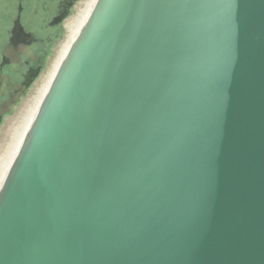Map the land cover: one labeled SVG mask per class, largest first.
<instances>
[{
	"label": "water",
	"instance_id": "1",
	"mask_svg": "<svg viewBox=\"0 0 264 264\" xmlns=\"http://www.w3.org/2000/svg\"><path fill=\"white\" fill-rule=\"evenodd\" d=\"M0 264H264V0H92L0 177Z\"/></svg>",
	"mask_w": 264,
	"mask_h": 264
},
{
	"label": "flooded vegetation",
	"instance_id": "2",
	"mask_svg": "<svg viewBox=\"0 0 264 264\" xmlns=\"http://www.w3.org/2000/svg\"><path fill=\"white\" fill-rule=\"evenodd\" d=\"M11 1L0 13V130L47 69L66 21L81 0Z\"/></svg>",
	"mask_w": 264,
	"mask_h": 264
},
{
	"label": "rangeland",
	"instance_id": "3",
	"mask_svg": "<svg viewBox=\"0 0 264 264\" xmlns=\"http://www.w3.org/2000/svg\"><path fill=\"white\" fill-rule=\"evenodd\" d=\"M88 1L89 0H81L76 4L75 8L72 11L71 16L66 21V27L63 30V35L58 45L54 48L53 55L50 58V62L48 64L47 69L44 71L43 75L38 80L36 85L20 100V102L17 105H15L11 109V113L6 117V120L0 130V154L3 152L8 141H10L15 126H17L20 120L22 119L24 112L28 110L30 105L33 106L35 104L36 98L38 97V94L43 84L45 83L46 78L49 76V74L53 70L56 61L58 60L63 45L68 40V36H69L68 25L72 21H76L77 19H79L81 12L82 10L85 9ZM9 3L12 4V1L10 0V2H8V0H0V13L2 12V9L5 6L10 5ZM3 23L4 21H2L0 18V29Z\"/></svg>",
	"mask_w": 264,
	"mask_h": 264
},
{
	"label": "bare ground",
	"instance_id": "4",
	"mask_svg": "<svg viewBox=\"0 0 264 264\" xmlns=\"http://www.w3.org/2000/svg\"><path fill=\"white\" fill-rule=\"evenodd\" d=\"M92 0H89L85 9L82 10L81 15L79 17V19H77L76 21H72L69 25V36H68V40L66 41V43L63 45L58 60L56 61L53 70L51 71V73L49 74V76L46 78L45 83L43 84L38 97L36 98V102L33 106L30 105V107L28 108V110H26L23 114L22 119L20 120V122L18 123L17 126H15L13 135L11 136L10 141H8V143L6 144L3 152L0 154V177L3 173V171L5 170L11 156L13 155L18 143L20 142L25 130L27 129L33 115L35 114L40 102L42 101L47 89L49 88L55 74L57 73L62 61L64 60L69 48L71 47V44L79 30V27L87 13V10L91 4Z\"/></svg>",
	"mask_w": 264,
	"mask_h": 264
},
{
	"label": "trees",
	"instance_id": "5",
	"mask_svg": "<svg viewBox=\"0 0 264 264\" xmlns=\"http://www.w3.org/2000/svg\"><path fill=\"white\" fill-rule=\"evenodd\" d=\"M63 33V32H62Z\"/></svg>",
	"mask_w": 264,
	"mask_h": 264
}]
</instances>
